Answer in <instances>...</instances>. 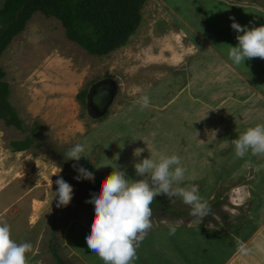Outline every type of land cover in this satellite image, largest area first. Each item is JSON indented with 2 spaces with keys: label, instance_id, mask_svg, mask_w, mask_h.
<instances>
[{
  "label": "rangeland",
  "instance_id": "obj_1",
  "mask_svg": "<svg viewBox=\"0 0 264 264\" xmlns=\"http://www.w3.org/2000/svg\"><path fill=\"white\" fill-rule=\"evenodd\" d=\"M175 1L178 0H170V4ZM219 1L225 5L222 13L206 17L205 23L201 10L191 16L187 7L176 12L160 7L161 0H146L134 33L121 48L105 56L89 55L67 40L58 19L37 12L27 21L24 30L12 38L0 53V69L5 75L3 81L8 84L9 103L22 121L23 128L22 132L17 131L6 125L4 119H0V171L5 169L10 171L11 175L21 174L20 188L24 187L25 182L28 185L37 184V188L42 192V185H48L47 209L37 222L31 225L39 238L35 244L36 262L56 264L51 252V240L54 238L57 253L66 264H104L95 253L88 250L84 239L94 215L92 205L86 202L90 200L87 192L90 189L99 192L101 183L95 179H75L78 173L73 165L78 164L88 171L96 165V174L101 170H106L104 174H110L113 171L112 166L116 163L126 171L127 178L141 179L136 176L133 167L135 158L131 156V152L138 148L128 146L133 139L130 136L134 135V144H143L139 145V149H150L151 145L141 142L135 135L155 138L157 133L153 128L160 123V119H156L155 115L159 117L161 113L150 107L149 117L145 119L147 121H138L136 125L127 124L124 114L128 110L132 111V105L141 107L137 101L142 95H147L156 103L161 102L159 105L162 104L163 94L166 100L174 97L176 101L183 103L184 90L181 87L186 86L184 81L173 80L171 75L165 76L166 74L187 66L189 56L195 58L192 61L196 63L197 73L191 74L195 80L188 81L187 86H216L213 82L218 80V72L214 57H220L223 61L222 65L216 62L218 67L225 66L224 62L230 64L234 73H239L247 82L248 79L244 77L246 75L240 72L238 67L250 72L254 66L264 73V60L253 58L250 59L251 63L235 65L229 59L226 46L237 45V33L231 29L232 21L229 17H235V21L241 26H248L250 22L257 27L264 25V0ZM181 4L185 5L183 2ZM210 7L213 8L211 5ZM214 7L219 9L218 5ZM182 10L183 17L179 14ZM166 12L171 17H167ZM186 13L192 17L190 21L196 29L189 23L190 18ZM173 17L179 23L184 21L185 25L193 27L194 33L199 35L198 38L203 35L206 38L203 43L207 48L198 44V50L190 47L191 43L185 34L180 33V27ZM220 17L221 38H215L217 29L214 24ZM216 44L220 48H216ZM208 53L213 57L208 56V61L213 63L209 65V70L204 66ZM232 67L229 69H233ZM225 68L228 69L226 66ZM253 73L254 71L250 75ZM206 75L209 77L208 83L202 80ZM261 80L264 81L263 78ZM169 87H175L176 90L171 94ZM100 89H107L110 97L102 100L101 105H97L94 98ZM153 89L156 91L152 92ZM84 91L85 94L81 95ZM80 95L81 99H78ZM210 98L212 97L198 95L197 102H205ZM127 104H131L128 109L124 108ZM32 130H35V133H32ZM25 138H32L36 144L33 143L28 149L18 152L10 147V143L21 142ZM78 143L84 146L83 155L86 158L81 157L79 162L68 160V150ZM213 143L209 142L205 148L210 151L217 150ZM226 147L227 145L223 146L224 149ZM228 148L229 155L234 146L228 145ZM117 152L123 155L115 157ZM126 153L129 154L128 158L124 156ZM225 155L226 152L220 157ZM248 156L257 157L251 152L244 158L231 153L227 160L232 158V161L225 162L227 170L223 173L227 176L233 174L236 165L245 162ZM113 157L115 159H112ZM58 167L62 171L54 175ZM216 168L222 170L221 167ZM59 177L66 179L73 188L72 199L67 206L57 207L58 197L54 198V192L57 190L55 181ZM214 192V200L207 202L211 213L200 224H197L196 218L191 215L190 206L169 198L160 199L161 203H157L154 198L155 207L166 211L163 213L153 209V227L139 246L143 247L137 249L138 254L143 253L137 255V261L142 264L141 262L146 260L158 259L162 261L160 264H170L165 262L161 254L154 253L156 249L166 248L155 245L165 240L159 238V235H164V238L172 236L173 241L170 240L169 244L173 246L188 233L190 243L194 241L196 253L187 264H223L229 257L226 246L229 245V252L238 246L235 231L245 225V236L252 234L249 238L243 236V242H246L244 247L251 251L247 255L238 251L227 264H264V217L249 216L253 209L249 207L250 199L245 196L241 198V206H233L226 212V204L231 194L229 186L216 188ZM45 193L43 191L44 195ZM206 198L207 196L204 199ZM257 212L262 214L259 210ZM164 226L175 227V234L170 235L168 231L166 235L162 232ZM238 234L240 236L241 232ZM196 236L199 239L196 240ZM258 244L262 246L259 249L256 247ZM184 256L185 254H182L179 259L186 264Z\"/></svg>",
  "mask_w": 264,
  "mask_h": 264
},
{
  "label": "crops",
  "instance_id": "obj_2",
  "mask_svg": "<svg viewBox=\"0 0 264 264\" xmlns=\"http://www.w3.org/2000/svg\"><path fill=\"white\" fill-rule=\"evenodd\" d=\"M161 1L162 2L159 6H162V8L165 7L167 10L170 9L177 12L179 9L181 10V8L187 7L191 11V16H195L198 14L196 11L201 10V14L204 15L205 23H207L206 17H209L212 14L222 13L223 6H225L223 2H220L219 0H178L171 4L170 0ZM182 2L185 5H182ZM210 5L213 6L214 9L211 8ZM217 5L219 6V9L214 7ZM179 14L183 17V10ZM190 14L186 13V16H189L188 18H190ZM165 15L171 17L167 12ZM174 15L176 16V14ZM191 18L188 19L189 23H191ZM173 19L175 23L179 25L180 33L185 34L186 39L191 43L190 47H195V49L198 50V48H200L199 46H205L203 40H206V38L203 35L198 38L199 35L194 33L196 28L192 23L191 25L195 29L185 25L186 23L184 21L183 23H179L174 17ZM221 23L222 19L220 17L219 21L214 24L217 29L215 38H221L219 35L222 30ZM210 24H212V18L210 19ZM216 48L220 47L216 44ZM208 56L209 53L205 56L206 60L204 61V66L209 70V65L213 63L208 61ZM209 57L213 58L212 56ZM192 59L195 60L194 57L191 58V56H189V59L187 60L188 65L184 66L183 69L175 70L173 73H165L166 75L164 74L165 76L171 75L174 78L173 80L184 81V85L186 86L181 87L184 90L183 103H181L180 100L176 101L174 97H172L171 100H166L165 95L163 94L161 105H159L161 102L156 103L155 100L150 99L151 102L149 107L141 109V107L132 105L130 108L132 111L128 110L125 112V122L127 124L132 123L133 125H136L138 121H147L145 119L149 117L150 107L157 109L161 113L159 117L155 115L156 119H160L158 126L153 128L157 133L155 138L153 136L148 138L142 135H135L138 140L146 142L151 145V147L150 149H143L144 151L140 153L136 152V150L132 151L131 156L135 158L133 165L134 163L151 156L153 153L178 155L181 159V165L186 171L184 179L178 183L174 182V187H189L197 185L199 195L203 200L208 202L212 201V199L214 200V191H216V188L218 189L220 187L229 186V194L230 192L231 194L228 199L229 201L227 202L228 204H226V212L228 211V208L231 209L233 206H241V198L242 196H245L250 199L251 203L249 204V207L253 209L249 216L264 217V155L254 158L248 156L245 162L236 165L235 170H233L235 174L232 172L233 174L227 176L223 173V171L227 170L225 162L232 161V158L227 160V157L231 155V153L232 155L235 154V150L232 149L228 155V152L230 151L228 148V145H230L228 141L237 138L249 127H253L257 124H264V81L261 80L262 78L264 79V73H261V71L254 66L250 72H247L245 69H239L238 67V70L246 75L243 76L248 79L249 82H247L244 78H241L239 73H234V68L230 64L224 62L228 69H226L225 66L218 67V64L222 65L223 61L220 57H214V61L216 60L218 63L215 62V65L217 66L216 71L218 74H216L218 75V80L213 82L216 83V86H187L188 81L195 80L192 79L191 74L197 73L195 71L197 70L196 63H194ZM251 61L252 60H246L244 64L251 63ZM231 67L233 69L230 70L229 68ZM252 71H254V73L250 75ZM204 77L205 79L202 78L203 82H210L207 75ZM169 88H171V90H169L171 91V94L176 90L175 87ZM154 91H156V89L152 90V92ZM198 95L212 98L208 101L198 103ZM129 106H131V104H127L124 108ZM158 107L161 109H158ZM147 127L149 126L147 125ZM130 137H133V139H131L129 142L131 144L128 146L133 148L136 146V148L139 149V145H143L140 143L134 144V135ZM211 141L214 142L213 144L217 150L213 149V151H210L209 148H205V146ZM224 145H227L226 149L223 148ZM224 152H226L225 157H220ZM122 155L123 153L117 152L114 156L121 157ZM128 155L129 154L126 153L124 155L126 156L125 158H128ZM115 157L112 159H115ZM132 161L133 159L131 162ZM249 161L251 162L252 167L248 166ZM94 166L95 167L91 168L90 171L94 174L95 181L101 183V181L109 174H104V171L106 170H101L99 174H96V165ZM215 167H221L222 170H220V168L215 169ZM257 168H259V170H257ZM32 171H34V169H32ZM21 178V174L11 175L10 171L5 169L0 171V220H4L10 225L11 238L17 243H31L32 248L26 253L27 262L29 264H39L34 259L36 254L35 244L39 238L37 232L33 230L34 226L31 225L35 224L34 222H37L41 214L47 209L48 185H42L44 188V190L42 188V192L39 191L40 189L37 188L36 183V185L31 183L28 185L25 182L24 187L20 188V182L22 181ZM242 184L243 186H240ZM43 191L46 192L45 195L43 194ZM206 196L207 198L204 199ZM164 198L167 197L163 194L155 197L157 200ZM172 199L183 203L179 196L173 197ZM254 209H258L262 214L260 215V213L257 212L258 210L254 211ZM250 217L248 219H250ZM244 229L245 225L235 231L238 236L237 241L239 244L230 252L228 251L229 245L226 246L229 257L223 264H227L229 260L240 251V248L244 247L246 242L243 241H245V238H249L252 234L249 233L245 236ZM168 231H170V228L164 226L162 232H165L167 235ZM240 232L241 235L239 236L238 233ZM254 234H256L255 231ZM243 236L245 238H243ZM164 237V235L160 234L159 238L165 240L155 243V245L159 248L166 246V248L156 249L154 250V253L161 254L164 257L165 262H169L170 264H185L179 259L182 254H185L183 258H185L187 264V261L189 262L196 253L195 247H193L194 241L192 244L190 243L188 233H185L182 236L181 241L174 243L173 246L169 244L170 240L173 241L172 236ZM197 239H199V237L197 238L196 236V240ZM241 243L243 244L241 245ZM141 247L138 248V250L141 249ZM137 255H143V253L140 252L139 254L137 253ZM188 255L189 257H186ZM161 262L162 261H159L158 259H154L150 261L146 260L141 263L160 264ZM133 264L140 263L135 259Z\"/></svg>",
  "mask_w": 264,
  "mask_h": 264
},
{
  "label": "clouds",
  "instance_id": "obj_3",
  "mask_svg": "<svg viewBox=\"0 0 264 264\" xmlns=\"http://www.w3.org/2000/svg\"><path fill=\"white\" fill-rule=\"evenodd\" d=\"M229 19L232 21L231 29L237 33V45H226L229 59L235 65L244 64L253 58L264 60V25L257 27L250 22L248 26H241L235 17ZM104 96L102 91L97 93L94 102L101 105ZM137 102L141 109L150 106L147 95H142ZM228 143L234 146L235 155L239 158H244L249 152L253 156L264 155V124L247 128ZM84 151L83 145H74L67 152L68 160L79 162L81 157H85ZM142 151L136 150L139 153ZM248 166L252 167L250 161ZM133 167L136 176L141 179L127 178L126 171L114 163L113 171L101 181L99 192L91 193V199L86 201L92 205L94 215L84 237L85 243L88 250L95 253L104 264H133L137 259V249L153 227V209L150 206L159 195L163 194L170 200L179 196L185 205L191 207V215L196 218L197 224L211 213L210 205L199 195L197 185L173 186L174 182L184 179L186 171L178 155L153 153L134 163ZM73 168L78 173L75 179L94 180V174L83 166L74 164ZM61 171L58 167L54 175ZM50 182L52 185V180ZM55 184L57 207L67 206L72 199V186L62 177L57 178ZM175 231V227L170 226L169 234L174 235ZM256 247L259 249L262 246L258 244ZM31 248L30 242L17 243L13 240L10 225L0 220V264H27L26 253ZM240 251L247 255L251 250L241 247Z\"/></svg>",
  "mask_w": 264,
  "mask_h": 264
},
{
  "label": "trees",
  "instance_id": "obj_4",
  "mask_svg": "<svg viewBox=\"0 0 264 264\" xmlns=\"http://www.w3.org/2000/svg\"><path fill=\"white\" fill-rule=\"evenodd\" d=\"M146 0H0V53L12 38L21 33L34 13L58 19L68 41L91 56H105L121 48L136 30L140 11ZM0 69V119L22 132V121L9 103L8 84ZM85 94V91L80 93ZM81 95L78 99H81ZM82 101V100H81ZM83 102V101H82ZM84 105V103H83ZM35 133V130H32ZM36 142L32 138L12 142L14 151H23ZM66 181V179H65ZM98 193L95 189L87 192ZM157 203L161 201L157 200ZM155 204V203H154ZM152 204V209L161 212ZM180 214V213H179ZM51 240L52 257L56 264H66Z\"/></svg>",
  "mask_w": 264,
  "mask_h": 264
},
{
  "label": "water",
  "instance_id": "obj_5",
  "mask_svg": "<svg viewBox=\"0 0 264 264\" xmlns=\"http://www.w3.org/2000/svg\"><path fill=\"white\" fill-rule=\"evenodd\" d=\"M102 92L105 93V96L103 97V100H105L107 97H110V92L107 89H102Z\"/></svg>",
  "mask_w": 264,
  "mask_h": 264
},
{
  "label": "flooded vegetation",
  "instance_id": "obj_6",
  "mask_svg": "<svg viewBox=\"0 0 264 264\" xmlns=\"http://www.w3.org/2000/svg\"><path fill=\"white\" fill-rule=\"evenodd\" d=\"M101 91H102V89H100V91H98V93L101 92ZM102 100H103V99H102Z\"/></svg>",
  "mask_w": 264,
  "mask_h": 264
}]
</instances>
